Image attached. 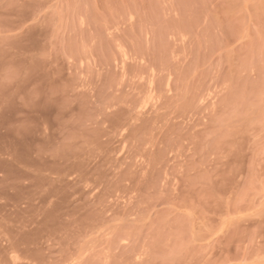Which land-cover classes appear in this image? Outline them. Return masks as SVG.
Returning a JSON list of instances; mask_svg holds the SVG:
<instances>
[{
	"label": "rangeland",
	"instance_id": "374dc122",
	"mask_svg": "<svg viewBox=\"0 0 264 264\" xmlns=\"http://www.w3.org/2000/svg\"><path fill=\"white\" fill-rule=\"evenodd\" d=\"M0 264H264V0H0Z\"/></svg>",
	"mask_w": 264,
	"mask_h": 264
}]
</instances>
